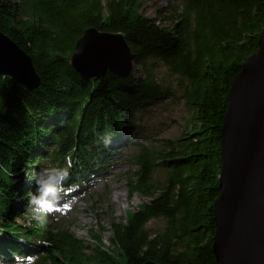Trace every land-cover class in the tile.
<instances>
[{"label": "trees", "instance_id": "16d2710c", "mask_svg": "<svg viewBox=\"0 0 264 264\" xmlns=\"http://www.w3.org/2000/svg\"><path fill=\"white\" fill-rule=\"evenodd\" d=\"M176 2L168 15L150 17L141 0H0V30L31 55L42 79L27 90L0 78V260L39 255L37 264H120L101 236L92 233L89 244L68 229L47 227L43 217L19 219L28 193L36 192V167H64L70 159L63 195L69 199L71 185L81 188L106 173L115 147L127 144L137 166L129 190L149 201L108 229L124 264H218L212 245L220 133L231 82L258 50L264 0ZM87 29L125 36L135 60L127 78L86 80L72 68ZM160 67L168 81L157 77ZM167 100L188 109L180 137L124 138L137 129V111H155ZM158 171L166 172L163 181H156ZM153 221L162 226L150 229Z\"/></svg>", "mask_w": 264, "mask_h": 264}, {"label": "water", "instance_id": "95a60500", "mask_svg": "<svg viewBox=\"0 0 264 264\" xmlns=\"http://www.w3.org/2000/svg\"><path fill=\"white\" fill-rule=\"evenodd\" d=\"M70 64L84 79L99 80L107 73L127 78L135 60L123 34L87 29ZM0 78L27 90L42 83L31 55L1 30ZM220 142L213 254L218 264H264V21L257 52L231 82Z\"/></svg>", "mask_w": 264, "mask_h": 264}, {"label": "rangeland", "instance_id": "374dc122", "mask_svg": "<svg viewBox=\"0 0 264 264\" xmlns=\"http://www.w3.org/2000/svg\"><path fill=\"white\" fill-rule=\"evenodd\" d=\"M141 3L143 5L142 10L150 17H158L159 14L168 15L172 7H176L178 4L176 0H141ZM160 24L162 26L171 25L169 22H161ZM155 73L159 79L168 81L166 68H156ZM139 75L142 76L141 73ZM170 80L171 83H175L173 79ZM158 102L160 103V100ZM163 102L161 101V103ZM164 103L163 106L149 113L142 112V110L137 111L135 113V117L139 121L135 124L137 129L133 133H126L124 138L146 140V137L151 134H155L156 139L180 137L184 133L185 121L189 115L188 109L182 100H167ZM158 143L156 142V147ZM107 144L110 145L108 142ZM126 145L115 147L114 163L106 173H102L100 177L89 179L90 182L88 181L86 186L73 191L75 196L72 198L64 200L61 197L62 204L72 203L70 208H62L59 212L42 216L48 225L47 227H52L54 230L68 229L86 243H94V239L91 237L92 233L101 236L105 249H109L112 256L120 264H124V258L117 249L112 247L108 239L110 224L114 220H127L145 202L149 201L148 198L142 197L138 193H131L129 190L128 176L137 169V166L131 158V153L135 151L134 147ZM40 167L45 166L39 165L36 167L37 171ZM165 177L166 172L163 171H158L155 174L156 181H163ZM26 179L27 176L23 174L22 180L26 181ZM17 201L20 202V200ZM27 208H25L23 219H19L20 223L29 224L31 219H37L31 212H27ZM161 226L162 224L158 221H153L148 225L152 230ZM15 264H17V260H15ZM21 264H23L22 260Z\"/></svg>", "mask_w": 264, "mask_h": 264}, {"label": "clouds", "instance_id": "9594fccd", "mask_svg": "<svg viewBox=\"0 0 264 264\" xmlns=\"http://www.w3.org/2000/svg\"><path fill=\"white\" fill-rule=\"evenodd\" d=\"M71 167V161L64 167L57 166H45L40 167L38 171L33 173V180L36 185V192L28 193L29 204L27 212H31L37 219L42 216L51 215L54 212H59L62 208H70L72 203H61L62 195L68 192L65 187L66 181L69 179ZM70 188L73 191L78 190V185H71ZM42 245L49 247L47 241L40 242ZM39 255L31 257H17V264H36ZM2 264V262H0Z\"/></svg>", "mask_w": 264, "mask_h": 264}, {"label": "bare ground", "instance_id": "6f19581e", "mask_svg": "<svg viewBox=\"0 0 264 264\" xmlns=\"http://www.w3.org/2000/svg\"><path fill=\"white\" fill-rule=\"evenodd\" d=\"M116 195L118 196L119 194L117 193Z\"/></svg>", "mask_w": 264, "mask_h": 264}]
</instances>
